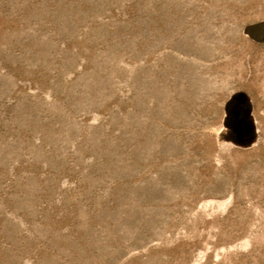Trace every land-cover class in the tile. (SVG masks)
<instances>
[{
    "label": "rangeland",
    "instance_id": "1",
    "mask_svg": "<svg viewBox=\"0 0 264 264\" xmlns=\"http://www.w3.org/2000/svg\"><path fill=\"white\" fill-rule=\"evenodd\" d=\"M0 264H264V0H0Z\"/></svg>",
    "mask_w": 264,
    "mask_h": 264
}]
</instances>
